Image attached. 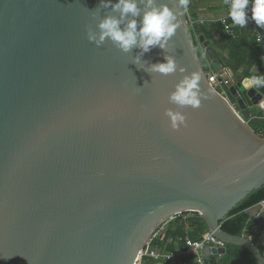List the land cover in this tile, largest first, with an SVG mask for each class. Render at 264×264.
Instances as JSON below:
<instances>
[{
    "label": "water",
    "instance_id": "95a60500",
    "mask_svg": "<svg viewBox=\"0 0 264 264\" xmlns=\"http://www.w3.org/2000/svg\"><path fill=\"white\" fill-rule=\"evenodd\" d=\"M105 15L118 13L100 0H0V264H134L185 211L225 243L209 252L239 245L264 264V236L221 224L264 185V135L248 121L251 108L264 110V86L244 89L200 35L231 104L208 82L184 14L167 51L155 47L141 64L173 55L186 72H147L133 62L138 48L88 40ZM194 71L206 98L180 108L169 95ZM167 109L186 124L173 129Z\"/></svg>",
    "mask_w": 264,
    "mask_h": 264
},
{
    "label": "clouds",
    "instance_id": "9594fccd",
    "mask_svg": "<svg viewBox=\"0 0 264 264\" xmlns=\"http://www.w3.org/2000/svg\"><path fill=\"white\" fill-rule=\"evenodd\" d=\"M249 2L250 0H231L228 16L233 26L240 28L247 26ZM176 5L177 7L173 8L167 3H159L158 0H100V6L111 9V12L118 15H105L99 21V33L89 31L88 40L99 47L110 39L124 53L138 48L139 54L133 62L147 72L168 75L179 70L185 73L186 69L178 65L173 55H165L164 62L153 63L147 67L141 64L144 55L153 48L159 47L165 51L169 48V41L179 27L178 16L188 10L190 0H176ZM177 9L181 11L178 12ZM251 13V19L258 26L264 27V0H252ZM221 23H224V30L227 32L229 26L225 21ZM201 80L202 75L198 71L184 75L175 85V91L169 95V101L180 108L200 107L202 99L206 98L201 92ZM260 86H264V75H252L242 81V87L246 90L259 89ZM260 104L264 107V99ZM165 115L170 118L173 129L186 124V116L181 111L167 109ZM9 258L11 257L5 259Z\"/></svg>",
    "mask_w": 264,
    "mask_h": 264
},
{
    "label": "trees",
    "instance_id": "16d2710c",
    "mask_svg": "<svg viewBox=\"0 0 264 264\" xmlns=\"http://www.w3.org/2000/svg\"><path fill=\"white\" fill-rule=\"evenodd\" d=\"M249 10L250 8L248 9V15H252ZM225 22L229 24L232 21L228 19ZM238 28L234 29V34L232 35L225 32V25L221 23V20L204 23L193 22L191 35L197 49L200 44L198 40L200 35H204L206 40H211V45L216 51L220 62L234 73L242 71L246 76H249L250 71L246 70V68L252 62H256L259 73L264 75V61L260 57L262 50L256 40L255 31L248 24L244 28ZM217 32L219 35H217ZM226 90L231 101L235 102L232 94L227 88ZM248 121L254 130L264 135V115L262 112H258ZM262 199H264V185L250 193L230 211L226 219L221 222L222 228L236 235H244L248 232L255 233L254 230L260 225L264 228V218L256 220L249 213V209ZM186 230H188L191 237L199 238L208 231V225L198 212L185 211L168 223L159 238L155 239L154 244H157L161 249L175 250L184 245L180 238L184 236ZM213 257H217L219 264H258L249 249L234 244H227V252L223 256ZM150 262L152 261L148 263Z\"/></svg>",
    "mask_w": 264,
    "mask_h": 264
},
{
    "label": "built area",
    "instance_id": "2783aa9c",
    "mask_svg": "<svg viewBox=\"0 0 264 264\" xmlns=\"http://www.w3.org/2000/svg\"><path fill=\"white\" fill-rule=\"evenodd\" d=\"M229 8V4L231 0H224ZM204 23L205 21H200ZM193 25V22H191ZM229 30L227 31L229 34H234V29L232 24H228ZM248 25L254 29L256 34V40L259 44L262 45L263 50L261 53L262 58H264V27L258 26L254 20L249 16ZM217 35L219 33L217 32ZM208 82L223 96L228 99L231 104L234 105V102L231 101L229 96L225 92V81L221 80V75L215 72H208ZM264 115V114H263ZM255 213H253V217L258 220L260 218H264V199H262L259 203H257L254 207ZM183 213V212H182ZM166 219L151 235V237L146 242L145 246L138 252L134 264H148L149 261L153 262H161L162 264H213L211 259L213 256H223L222 253L213 254L209 252L210 249L216 247L221 248L225 246V243L218 238H216L212 232L206 231L199 238H193L189 235L188 230L185 231V234L180 239L183 241V246L176 248L175 250L168 251L166 249H161L157 244H154L156 238L163 233L166 229L168 223L173 220L177 215ZM259 232H264L263 228L260 225ZM248 235V234H247ZM250 237V236H249ZM252 238V237H250ZM255 239L259 241V235H257ZM172 240V239H171ZM261 249L264 250V244L260 245ZM211 258V259H210ZM217 258V257H215Z\"/></svg>",
    "mask_w": 264,
    "mask_h": 264
},
{
    "label": "crops",
    "instance_id": "0c3cea01",
    "mask_svg": "<svg viewBox=\"0 0 264 264\" xmlns=\"http://www.w3.org/2000/svg\"><path fill=\"white\" fill-rule=\"evenodd\" d=\"M249 8L251 10V8H252V0H250V2H249L248 9ZM250 10H249V12L251 13ZM187 14H188V18L190 19L191 22H200L202 20H204L205 22L218 21V20L226 21V20L230 19L229 16H228V7H227V4H226V2L224 0H190V6H189V8L187 10ZM248 16H251V15H248ZM229 24H232V22H230ZM236 28H238V26H233V29H236ZM238 30H239V28H238ZM259 45L261 47V50H263L262 45L261 44H259ZM260 57L264 61V58H262V56H260ZM208 65L210 67V70H208V72H210V73H212V72L218 73L216 70L213 69L210 61H208ZM246 70L250 71V75L249 76H246L244 73H242V71L234 73L230 68L225 67L226 74H230L231 73L230 71H232L231 77L234 76V77H236L239 80L240 79H244L245 77H250L252 75H261L259 73V69L257 67V63L256 62H252L246 68ZM226 88L227 87L225 85V92L229 96ZM229 98H230V96H229ZM251 112H252V116L251 117H254L258 112H262V114H264V110H262V109L261 110H257L255 107L251 108ZM249 213L251 215H253V213H255V209L254 208H250L249 209ZM259 228H260V226H258V228H256L254 230L255 233L248 232L247 234L250 237L256 238V239H257V235H259V241H260L261 238L264 236V232H259L258 233ZM263 231H264V228H263Z\"/></svg>",
    "mask_w": 264,
    "mask_h": 264
},
{
    "label": "rangeland",
    "instance_id": "374dc122",
    "mask_svg": "<svg viewBox=\"0 0 264 264\" xmlns=\"http://www.w3.org/2000/svg\"><path fill=\"white\" fill-rule=\"evenodd\" d=\"M183 14H184V17H185L186 23H187V25H188L189 31H190V33H191L192 25H191V21H190V19L188 18L187 11H186V12H183ZM198 40H199V38H198ZM199 43H200V41H199ZM196 49H197V48H196ZM197 52H198V55H199V57H200V59H201L203 65H204V67L206 68V70H207V71L210 70V67H209V65H208V61H209V59H208L207 55H206L205 52H204V47H203V44H202V43L199 44V47H198V49H197ZM228 75H230V74H228ZM231 78H232V77H231ZM148 264H162V263H161V262H153V261H152V262H150V263H148Z\"/></svg>",
    "mask_w": 264,
    "mask_h": 264
}]
</instances>
